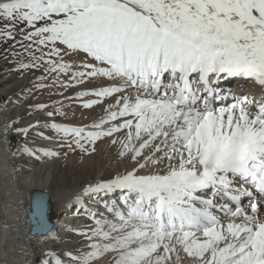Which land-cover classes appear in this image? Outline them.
<instances>
[{
    "label": "snow or ice",
    "instance_id": "snow-or-ice-1",
    "mask_svg": "<svg viewBox=\"0 0 264 264\" xmlns=\"http://www.w3.org/2000/svg\"><path fill=\"white\" fill-rule=\"evenodd\" d=\"M0 57L60 98L0 136L36 159L59 153L30 149L31 133L83 153L110 138L131 165L82 188L81 245L37 264H264V0H0ZM235 78L255 91L223 86ZM74 104L101 115L56 122ZM44 207L37 196L36 231L63 243Z\"/></svg>",
    "mask_w": 264,
    "mask_h": 264
},
{
    "label": "bare ground",
    "instance_id": "bare-ground-1",
    "mask_svg": "<svg viewBox=\"0 0 264 264\" xmlns=\"http://www.w3.org/2000/svg\"><path fill=\"white\" fill-rule=\"evenodd\" d=\"M6 94L7 89H0V128H2L6 122L10 121V114L5 110V104L2 103V101L5 100ZM19 111L20 109H18L16 113L18 114ZM86 111L87 115L85 116L87 121L85 122L82 119L84 122H82V124L84 125L86 123L89 124L93 118H98L99 115H101L99 108L95 110L86 109ZM78 118H80V116H78ZM29 122L35 123L36 120H34V118L28 119L23 126H26ZM22 137V135L15 132H10L6 139L0 136V264H37L40 253L50 249L49 244L45 243L48 236L31 238L26 233V230L29 229L30 226L26 219L24 205L28 202L30 192L38 189L36 185L37 182L38 185H41L43 188L50 184V180L49 175H46L37 181V178L43 174L41 173L45 165H43V163L40 167L29 165L28 169L30 172L23 175L21 166L22 156L20 151L23 147L22 141L19 140V138ZM11 142H13V144ZM44 144L49 148L56 145L51 141H46ZM118 151L119 146L113 145L110 142V138H106V141H102V143L95 147L94 152H92V157L89 158L91 160L88 161L90 162L88 164L89 171L84 170L85 173L82 174L84 180L79 183H74L75 185L72 189H65L61 186L57 192L50 195L52 208L51 220L54 225L52 233L56 231L59 236H62L61 234L65 232L61 230L62 228L68 230L78 226V222L74 221L72 216V218H69L67 215L71 214V211H75L74 213L76 214L74 215L77 216V211H79V209L76 207V196L82 188L86 187L91 182L111 177L116 173H122L126 168L131 167L126 159L118 157ZM52 159L53 158L50 160ZM165 166L166 162L162 161L159 167L163 168ZM83 181L84 183H82ZM95 204L98 203L89 202L88 207L95 210L97 209V205ZM68 207L69 211L61 215L60 212H66ZM100 212H104V209L101 208ZM80 213L83 212L81 211ZM59 217L62 218L59 219ZM180 255L182 264H192L189 258H185L184 253L181 252ZM173 259L175 260V255Z\"/></svg>",
    "mask_w": 264,
    "mask_h": 264
},
{
    "label": "rangeland",
    "instance_id": "rangeland-1",
    "mask_svg": "<svg viewBox=\"0 0 264 264\" xmlns=\"http://www.w3.org/2000/svg\"><path fill=\"white\" fill-rule=\"evenodd\" d=\"M38 75H40V73L28 72V73H25L23 76H21L20 74H18L12 70V64H10L8 61H6L2 57H0V89H7V94L5 96V100H7V99L15 100L16 97L20 96V94L22 92L26 93L28 89L32 90L31 95L25 94L23 96L22 101L20 102L19 106H15L12 104H8L6 106L7 111L10 114V120L17 119V118L20 119L21 120V126H23L28 121V119L34 118V120H37L36 118H39L41 124H43V122L48 119L42 113L28 115V106L29 105H35V104H39V103L51 104L52 102L58 101L60 99L57 96H52L49 94L50 91H53L51 89L40 91V90H37L35 88V85L38 83V81L36 80V76H38ZM65 103H67V101H65ZM18 109H20V111L17 114L16 112ZM66 110L68 111L67 118L56 117L55 118L56 122H61V123L69 124V125H78V124L84 125V124H82V122L87 121L86 116H85V115H87L86 109L81 108L78 104H74L72 108H69ZM84 112H86V113H84ZM71 114H72V116H71ZM81 114H83V115H81ZM74 115L76 116V118ZM77 115L80 116V118H78ZM82 119H83V121H82ZM90 123H91V121H90ZM86 124H88V123H86ZM41 131H43L44 135H46V136H53L54 135V133L49 131L48 129L42 128ZM103 139H101V140L103 142H105L106 138H103ZM19 140L22 141V147H24L25 146V138L22 137V138H19ZM101 140L97 141L95 143V145L98 146L100 143H102ZM46 141H48V140H45L42 137L36 136L34 133H31L27 137V146L30 149H37L38 148V149L54 150V151L59 153V156L54 157L52 160H50L51 158L43 157L42 153L38 152L37 155L40 156V159H36V158L31 157L27 154H23L21 152V156H22L21 166H22L23 175H26L30 172V170L28 169L29 165H34V166L40 167V165L43 163V165L45 164L44 167L42 168V171H41V173H43V174L40 173L41 176L37 178V181H38V179L40 180L44 176L49 175L50 184L47 185L48 187L46 186V187L42 188L41 185H38V182H37L36 185L38 186L37 187L38 189L45 191V192L49 193L50 195H52L54 192H57L58 189L61 188V186H63L65 189H72L75 185L74 183H76V182L79 183L80 181L84 180V177L82 176V174H84L85 171H89L88 164L90 162H88V161L91 160L89 158L92 157V152H94L93 150H91L93 146H89V152L83 153L78 149L75 151H72V150L68 149L67 147H63V148L59 147L57 144L54 146L55 148L54 147L49 148V147H46L44 144ZM95 145H94V150L96 147ZM70 161H72V162H70ZM48 163H50V164H48ZM64 180H65V182H64ZM76 180H78V181H76ZM82 183H84V181ZM67 185H68V187H67ZM68 211H69V207L67 208L66 212H64V213L60 212V214L63 215L65 213H67ZM83 214L84 213H80L78 218L75 220L76 222H78L77 223L78 226L76 228H70L68 230L66 229V230H64L65 232H63L61 234L62 236H60V237L63 238V240H64L63 243L50 242L51 241V234L47 235L48 237H47L45 243L49 244L50 249H53L56 252H59L65 248H69V249L77 248L81 245V241H80L79 237L73 235L72 232L74 229H78V228L82 227L86 222H88V221H86L85 218H82ZM67 216L69 218H71V216L73 217L75 215L68 214ZM61 218L62 217H59V219H61ZM74 218H76V217H74ZM52 234H58V233H56V231H53Z\"/></svg>",
    "mask_w": 264,
    "mask_h": 264
},
{
    "label": "water",
    "instance_id": "water-1",
    "mask_svg": "<svg viewBox=\"0 0 264 264\" xmlns=\"http://www.w3.org/2000/svg\"><path fill=\"white\" fill-rule=\"evenodd\" d=\"M13 144V142H11ZM37 196H39L40 199L43 200L44 202V214H45V217L47 219V222L49 224V226L52 228L53 230V222L51 220V214H52V208H51V196L49 193L45 192V191H42V190H33L30 192L29 194V197H28V202L25 203L24 205V212H25V215H26V219L27 221L29 222V226L30 228L26 230V233L29 237L31 238H42L44 236H47L48 234H40L36 231L35 229V221L33 219L34 217V214L36 212V209H35V200L37 198Z\"/></svg>",
    "mask_w": 264,
    "mask_h": 264
}]
</instances>
